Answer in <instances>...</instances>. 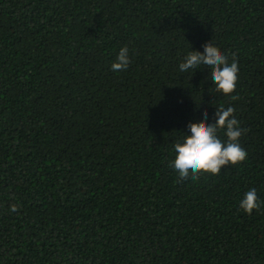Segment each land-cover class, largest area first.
Here are the masks:
<instances>
[{
	"label": "trees",
	"instance_id": "obj_1",
	"mask_svg": "<svg viewBox=\"0 0 264 264\" xmlns=\"http://www.w3.org/2000/svg\"><path fill=\"white\" fill-rule=\"evenodd\" d=\"M212 44L228 96L178 71ZM229 106L246 159L180 183L173 148ZM0 264H264V0H0Z\"/></svg>",
	"mask_w": 264,
	"mask_h": 264
},
{
	"label": "clouds",
	"instance_id": "obj_2",
	"mask_svg": "<svg viewBox=\"0 0 264 264\" xmlns=\"http://www.w3.org/2000/svg\"><path fill=\"white\" fill-rule=\"evenodd\" d=\"M201 52L185 53L178 64V71L185 74L207 71L210 75V80L207 78L211 84L210 89L225 96L233 93L239 72L235 58L229 62L228 57L220 53L213 44L204 47ZM130 62L128 47H121L111 69L114 72L126 70ZM233 113L234 108L221 107L214 112V123H208L209 115L205 112L198 126L187 128L185 139L173 148L175 159L170 165L172 173L178 177L180 183L186 184L190 179L195 180L201 173L217 175L222 166L235 165L246 159L247 152L239 143L243 129ZM219 130H223L225 140L218 136ZM261 203L256 189L251 188L240 198L239 208L250 214Z\"/></svg>",
	"mask_w": 264,
	"mask_h": 264
}]
</instances>
